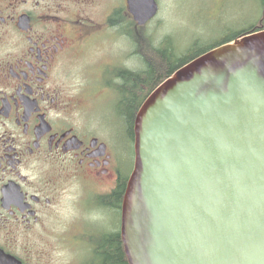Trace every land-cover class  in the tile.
Masks as SVG:
<instances>
[{
    "label": "flooded vegetation",
    "instance_id": "obj_1",
    "mask_svg": "<svg viewBox=\"0 0 264 264\" xmlns=\"http://www.w3.org/2000/svg\"><path fill=\"white\" fill-rule=\"evenodd\" d=\"M131 20L128 0H0V264H98L112 235L128 264L122 202L142 103L131 127L119 104L147 58L123 44L129 22L143 34Z\"/></svg>",
    "mask_w": 264,
    "mask_h": 264
},
{
    "label": "water",
    "instance_id": "obj_2",
    "mask_svg": "<svg viewBox=\"0 0 264 264\" xmlns=\"http://www.w3.org/2000/svg\"><path fill=\"white\" fill-rule=\"evenodd\" d=\"M139 25L157 0H128ZM129 264H264V30L175 70L139 108Z\"/></svg>",
    "mask_w": 264,
    "mask_h": 264
},
{
    "label": "rangeland",
    "instance_id": "obj_3",
    "mask_svg": "<svg viewBox=\"0 0 264 264\" xmlns=\"http://www.w3.org/2000/svg\"><path fill=\"white\" fill-rule=\"evenodd\" d=\"M115 1L121 2V0ZM157 1L159 11L147 24L146 29L142 30L143 34L139 35L140 39H136V42L130 39L123 41L124 45L146 44L143 45L144 55L153 59L154 62L159 61V56L157 54L154 58L153 48L159 47L160 42L165 38L170 37L176 43V45L161 46V49L173 61L174 57L171 56L170 46L173 51L176 50L179 54L209 46L208 43H216L220 38L254 23L262 14L263 7L260 0ZM142 66L145 65L142 64ZM109 95H111L110 100ZM101 100L102 104L111 106V114L114 116L116 114L117 95H114L113 91L103 92ZM115 121L112 120V123L114 124ZM124 148L128 150L126 159L131 165V143H125ZM87 214L88 211L84 208L79 211V216H86Z\"/></svg>",
    "mask_w": 264,
    "mask_h": 264
},
{
    "label": "trees",
    "instance_id": "obj_4",
    "mask_svg": "<svg viewBox=\"0 0 264 264\" xmlns=\"http://www.w3.org/2000/svg\"><path fill=\"white\" fill-rule=\"evenodd\" d=\"M262 2V14L254 21V23L246 26L245 28H242L240 30H237L236 32L226 35L223 38H220V40L216 43H209L206 47H203L199 50H193L190 52H184V54H179L176 50L173 51L172 47L170 46L171 50V56L174 57V60L172 61L169 56L166 55V53L161 49L162 45H176L175 41L173 42L170 37L165 38L162 42H160V46L158 47V56L159 61L154 62L153 59L147 58L144 62V69L142 71L138 72H130L127 71L128 74H138L137 79H128L126 82L127 86L126 88H129L128 90H124L123 97H120V104L119 108L121 111V114L123 116H126V118L129 121V125L131 127L132 125V119L134 116L135 108L139 107L140 103L145 100L146 96L150 91H152L156 86H158L164 79H166L171 73H173L176 69L184 65L185 63L189 62L194 57L210 50L211 48L218 46L220 44H223L225 42L231 41L237 37L244 36L246 34L259 31L264 29V0H260ZM132 24L136 26L138 29L145 30V27H139L136 25L134 21H132ZM131 27V28H130ZM129 36L133 37V41L136 42V35L135 32L130 25L129 22ZM145 38V37H144ZM150 42V41H149ZM146 45V44H143ZM141 76L143 78L141 79ZM143 83L144 92L142 97L138 100L136 97V88L133 86L136 83ZM123 186L122 184L117 188L113 194L107 197V199L110 200V202H118L120 199V192H122ZM117 196L118 199H117ZM103 246H101V251H98L97 254V263L98 264H126L124 260V254L122 252L120 237L118 235H112L109 236L106 241H103Z\"/></svg>",
    "mask_w": 264,
    "mask_h": 264
}]
</instances>
